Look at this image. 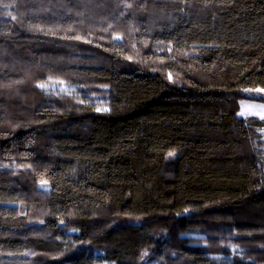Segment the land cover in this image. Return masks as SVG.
I'll return each mask as SVG.
<instances>
[{
    "label": "trees",
    "instance_id": "16d2710c",
    "mask_svg": "<svg viewBox=\"0 0 264 264\" xmlns=\"http://www.w3.org/2000/svg\"><path fill=\"white\" fill-rule=\"evenodd\" d=\"M248 100L264 0H0V264H264Z\"/></svg>",
    "mask_w": 264,
    "mask_h": 264
},
{
    "label": "rangeland",
    "instance_id": "374dc122",
    "mask_svg": "<svg viewBox=\"0 0 264 264\" xmlns=\"http://www.w3.org/2000/svg\"><path fill=\"white\" fill-rule=\"evenodd\" d=\"M238 115L243 116V117L255 116V117L264 119V104L254 102V101H249V100L242 101L239 104ZM261 132L264 138V128L261 130ZM41 186H44V185H41ZM98 264H107V263L100 262Z\"/></svg>",
    "mask_w": 264,
    "mask_h": 264
}]
</instances>
